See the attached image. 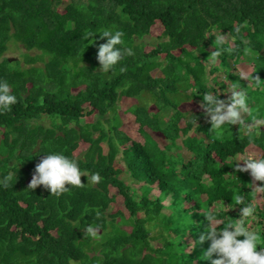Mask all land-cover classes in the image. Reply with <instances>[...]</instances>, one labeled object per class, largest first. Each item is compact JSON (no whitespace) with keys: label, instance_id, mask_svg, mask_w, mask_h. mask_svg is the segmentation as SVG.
Wrapping results in <instances>:
<instances>
[{"label":"trees","instance_id":"16d2710c","mask_svg":"<svg viewBox=\"0 0 264 264\" xmlns=\"http://www.w3.org/2000/svg\"><path fill=\"white\" fill-rule=\"evenodd\" d=\"M156 26L161 34L145 43ZM104 28L123 31L134 52L109 73L96 58ZM220 32L228 50L213 59ZM10 46L24 52L11 60ZM244 64L264 80V0H0V79L17 96L0 113V264H211L210 241L189 245L208 214L219 228L239 218L237 191L257 205L246 227L264 234L262 182L251 188L230 160L249 147L264 153V125L251 138L238 125L217 137L200 107L205 92L239 82L247 122L264 120V87L231 72ZM182 148L193 157L174 152ZM50 152L99 172L101 183L82 176L85 186L60 195L29 189Z\"/></svg>","mask_w":264,"mask_h":264},{"label":"clouds","instance_id":"9594fccd","mask_svg":"<svg viewBox=\"0 0 264 264\" xmlns=\"http://www.w3.org/2000/svg\"><path fill=\"white\" fill-rule=\"evenodd\" d=\"M237 32L240 28L237 27ZM89 32L85 38L93 36ZM124 32L114 28H104L99 32V40H106L104 43H99L97 46L96 58L100 65V73H109L117 66L125 57L134 55L131 48L123 47ZM90 43H95L93 40H88ZM227 34L218 33L215 37L217 47L212 52L213 59L222 55L223 51H227ZM247 54H252L250 49H245ZM124 71V68L120 69ZM255 72V71H254ZM241 79L250 81L251 85L264 87V80L259 77L252 78L248 75H241ZM226 98L221 99L214 92H205L201 98L200 107L204 110V114L208 118L211 129L216 133L217 137H223L226 127L233 125L239 126V132L243 131L249 138L253 134L259 132V126L264 125V120L248 123L246 118L251 113L249 107V97L247 87H242L239 82H230V87L223 89ZM17 103V96L12 94L11 85L0 79V113L11 111L13 105ZM196 120V119H195ZM231 165L235 163L234 168L237 172H248L253 178V181L262 182L255 189L259 193H264V153L249 152L242 154L238 158L231 157ZM230 178L237 180V176L228 174ZM86 177L87 183L95 186L101 183L103 177L99 172L88 174L82 171L77 159L69 158L63 153L50 152L47 153L35 165L28 188L36 189L38 186H43L50 193L55 195L63 194L69 190L70 186L83 187L86 184L82 183L81 177ZM210 186V182H209ZM235 204L242 205L239 218L232 219L226 217V224L223 228H219L220 221L216 220L213 214L206 216L207 230L199 234L198 240L189 245L190 249H194L197 244L205 241H210V246L203 254V259H211V264H264V240L262 235L256 230H250L246 227L248 218L255 219L256 204L245 203V197L237 191L235 194ZM99 215V213H98ZM193 222L188 219V231ZM187 231V232H188ZM86 234L96 236V230L93 226H86ZM242 237V238H241ZM213 255L216 258L212 259Z\"/></svg>","mask_w":264,"mask_h":264},{"label":"rangeland","instance_id":"374dc122","mask_svg":"<svg viewBox=\"0 0 264 264\" xmlns=\"http://www.w3.org/2000/svg\"><path fill=\"white\" fill-rule=\"evenodd\" d=\"M63 1V0H62ZM63 7H64V5L63 6H61L59 9H58V11H62L63 10ZM161 32H162V30H161V28L160 27H158V26H156V27H154V28H152V30H151V33H150V35L146 38V40H145V43H151V44H154V41L153 40H155V39H157V37L161 34ZM153 39V40H152ZM22 52H24V50L21 48V47H19V46H10V48H9V50L6 52V54H5V56L7 57V58H10L11 60H13V59H17V58H19L20 57V55H21V53ZM254 66L252 65V64H244V65H241L240 67H236V66H232V73H235V74H237V75H248V76H250V75H252L253 73H254ZM218 90V93H219V91L220 92H223V90L222 89H217ZM226 95V94H225ZM196 103H198V104H200L198 101H196ZM133 103H130V104H128V106H131ZM107 116V115H106ZM133 128H134V131L136 130V126L134 125L133 126ZM122 130H124V131H126V132H129V133H131V131H130V129H129V127H128V125H126ZM133 138V137H132ZM135 138V137H134ZM133 138V139H134ZM180 152L181 154H183L184 156H185V158L186 159H190V157H193V155H192V153L191 152H189L187 149H185V148H182V149H180V150H174V152ZM249 152H259V153H262L261 152V150L259 149V148H255V147H249L248 149H246V154L247 153H249ZM235 163H243V162H235ZM118 164H119V166L123 169V171H125V165H124V163L122 162V161H118ZM124 166V167H123ZM126 174H128L126 171L124 172V174H122L123 175V177H125V175ZM246 175L248 176V178H249V181H250V187L252 188L253 186H256L258 183H257V181H253V178L250 176V174L248 173V172H246ZM127 182H129L128 184H130V185H133V186H135L136 187V184H134L132 181H131V179L130 178H128L127 179ZM158 194V191L156 190V191H153L151 194ZM114 206V205H113ZM119 208H118V207ZM117 206H114L113 208H114V210H116V209H122L123 208V205L121 204V203H118L117 204ZM123 211H124V209H122ZM171 235H172V233H171ZM172 236H174V235H172Z\"/></svg>","mask_w":264,"mask_h":264}]
</instances>
